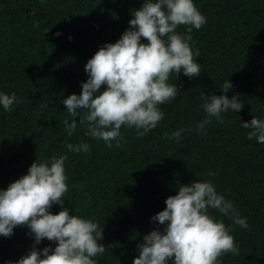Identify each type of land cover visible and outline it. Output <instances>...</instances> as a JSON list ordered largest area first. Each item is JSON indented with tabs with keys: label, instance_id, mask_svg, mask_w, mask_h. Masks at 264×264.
<instances>
[{
	"label": "trees",
	"instance_id": "trees-1",
	"mask_svg": "<svg viewBox=\"0 0 264 264\" xmlns=\"http://www.w3.org/2000/svg\"><path fill=\"white\" fill-rule=\"evenodd\" d=\"M143 2L0 0V92L15 93L19 101L11 111L0 107V189L26 174L36 160L65 155L64 207L103 227L98 243L106 251L94 258L96 264H132L143 235L157 227L151 218L166 207V198L180 184L210 180L248 224L241 228L209 209L231 228L239 248L235 256L218 257L220 264H264V144L249 140V129L241 126L253 116L264 118V0H194L206 23L191 33L188 25L176 31L192 36L200 75L170 74L177 96L159 106L164 117L145 135L122 126L119 146L113 141L108 148L85 135L79 117L71 136L64 130V121L73 117L63 99L80 93L88 59L120 38ZM227 79L232 84L227 95H238L241 110L222 113V121L211 117L206 134L186 130L176 142L165 138L179 128L195 129L206 116L202 93L223 94ZM81 142L89 145L88 152L66 147ZM60 210L58 205L50 209L53 214ZM33 243L26 226L0 236V264L27 254ZM50 244L56 246L44 239L36 247Z\"/></svg>",
	"mask_w": 264,
	"mask_h": 264
},
{
	"label": "clouds",
	"instance_id": "clouds-1",
	"mask_svg": "<svg viewBox=\"0 0 264 264\" xmlns=\"http://www.w3.org/2000/svg\"><path fill=\"white\" fill-rule=\"evenodd\" d=\"M131 16L120 38L115 43H105L86 62L87 80L81 82L80 93L63 99L67 113L73 117L70 123L64 121L68 136L77 129V117L79 124L87 127L85 135L103 140L108 148L113 141L119 146L117 138L122 126L135 128L136 134L143 136L163 119L159 106L177 96V86L168 82L170 74L183 73L189 79L200 75V64L194 59L199 57V49L194 53L189 44L192 36L176 31L179 25H188L187 33H191L206 23L194 0H144ZM231 88L227 79L223 94L202 93L205 118L195 129L179 128L166 133L165 138L176 142L186 130L206 134L205 126L211 117L222 121V113L241 110L238 95H227ZM18 102L15 93L0 92V107L5 111H11ZM241 126L249 129V140L255 138L264 144V118L253 116ZM66 147L75 153L89 151V145L83 142ZM65 159L61 155L36 160L26 174L0 189V236L10 237L16 227L26 226L34 240L27 254L4 264H96L94 258L106 251L98 243L103 239V227L82 216L70 215L64 207L63 194L68 190ZM53 205L60 206L56 214L50 211ZM165 205L151 218L157 227L143 235L137 244L139 255L132 264H220L221 255L238 254L231 228L211 215L209 209L230 217L241 228L248 227L246 218L239 215L231 200L217 192L210 180L180 184L176 194L166 198ZM44 239L56 246L37 249Z\"/></svg>",
	"mask_w": 264,
	"mask_h": 264
},
{
	"label": "rangeland",
	"instance_id": "rangeland-1",
	"mask_svg": "<svg viewBox=\"0 0 264 264\" xmlns=\"http://www.w3.org/2000/svg\"><path fill=\"white\" fill-rule=\"evenodd\" d=\"M72 39H74V38L72 37Z\"/></svg>",
	"mask_w": 264,
	"mask_h": 264
}]
</instances>
